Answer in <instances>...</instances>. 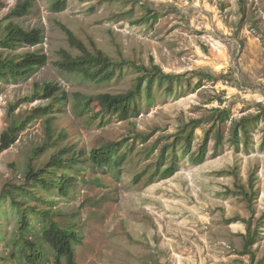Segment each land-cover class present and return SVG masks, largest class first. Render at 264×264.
Returning <instances> with one entry per match:
<instances>
[{"label":"rangeland","instance_id":"374dc122","mask_svg":"<svg viewBox=\"0 0 264 264\" xmlns=\"http://www.w3.org/2000/svg\"><path fill=\"white\" fill-rule=\"evenodd\" d=\"M24 1L0 0V21L40 28L43 40L0 53H45L48 62L29 77L0 79V139L14 120L54 104L38 96L46 82L58 84L57 94L68 99L33 118L0 152V264H30L28 241L42 249L39 264H55L42 237L52 221L79 231L78 264H264V118L252 124L250 136L234 137L237 121L264 108V0H67L60 11L56 0H31L27 13L12 15ZM66 29L114 61H154L180 75L174 91L155 84L154 98L144 93L127 119L96 101L82 111L78 94L125 93L140 72L119 65L111 80L99 83L62 70L64 51L80 54ZM202 73L217 79L201 80ZM214 109L227 110L229 118L211 130L206 159L197 163ZM192 119L203 122L187 149L177 136ZM118 141L128 153L120 167L91 156ZM165 148L170 154L162 158ZM62 151L68 164L57 171L74 178L69 195L26 180L29 169L38 171ZM175 159L174 175L150 179L157 163ZM21 213L31 224L24 235ZM250 232L256 239L247 253Z\"/></svg>","mask_w":264,"mask_h":264},{"label":"trees","instance_id":"16d2710c","mask_svg":"<svg viewBox=\"0 0 264 264\" xmlns=\"http://www.w3.org/2000/svg\"><path fill=\"white\" fill-rule=\"evenodd\" d=\"M242 1V0H241ZM32 5L31 0H26L19 4L13 11L12 15L22 16L27 13ZM67 0H56L54 9L57 11L66 8ZM69 37V41L73 47H76L80 54L77 56L72 55L68 51L63 52V60L58 64L62 70L81 73L87 79L95 82L109 81L116 74L117 67L119 65L129 64L135 67L140 72L136 82L132 88L125 93H101L96 96L88 97L83 94H78V104L82 111H86L91 107V104L96 101L99 108L116 116L119 119H127L134 112L132 106L138 104L140 98L144 93L150 99L154 98V86L157 84L159 87L166 85V91L171 93L174 91V82L179 81L180 75L167 73L162 67L151 62L150 66L145 64H137L130 61H114L102 50L94 46L93 50H90L86 44L81 41L70 29H66ZM43 40V32L40 28H33L31 30L25 29L20 24L10 21L6 25L0 21V48H16L24 44L31 46L41 43ZM48 62V55L39 52L23 53L19 57L16 55H3L0 53V79H19L26 78L32 75L37 69L46 65ZM207 78L208 80H215L217 77L211 73H202L201 80ZM60 87L53 82H46L41 91L45 98H52L55 103L66 101L68 95L66 92L58 93ZM54 104L47 105L34 109L22 120H14L2 133L0 139V152L10 148L17 140L19 133L26 128L27 124L38 115H47L55 112ZM213 116H215L210 128L206 131L203 144L199 148V152L195 157L197 163H202L207 156L210 142V134L213 128L220 127L225 120L229 118V112L222 109H214ZM264 118V108L261 112L250 118L248 116L242 117L235 124V139H239V132L242 131L244 137L250 136L252 132L253 123H256L260 118ZM203 119H192L185 127H183L177 138L182 139L186 148L192 146L194 138V130L201 125ZM48 133L52 137L53 129L51 127V121L48 119ZM222 136L218 135V144L221 142ZM264 143V137H263ZM124 141L111 142L103 145L100 148L93 149L91 156L101 164H108L120 167L127 159L126 152L122 153L121 149ZM174 144L168 147L173 148ZM62 153H57L51 160L45 165V167L34 171L29 169L25 177L28 182H33L38 186H42L45 189H57L60 193L67 196L69 195L71 188L74 184V178L69 174L59 173L57 169L68 163L64 160ZM177 153V149H173V154ZM169 153V149L165 148L162 153V158ZM37 155V154H36ZM176 159L172 160L168 165L162 163L156 164L155 172L150 176V179H154L157 176L162 178L170 177L174 175L178 169ZM166 166L164 169L163 167ZM22 226L21 231L30 233L31 224L28 222V218L25 213H21ZM43 240L49 244L55 252V264H62V260L65 259L67 264H78L76 255V245L81 242V235L79 231L73 227H63L56 221L51 223H45L42 227ZM256 239L255 234L251 232L245 236V251L251 253V246ZM29 255H27V261L30 264H39L43 258L42 249L36 242L29 243Z\"/></svg>","mask_w":264,"mask_h":264}]
</instances>
